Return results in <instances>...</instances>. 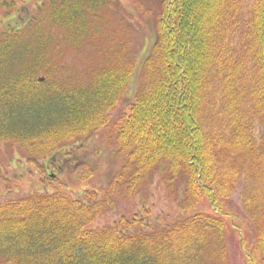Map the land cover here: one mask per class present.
<instances>
[{
	"label": "trees",
	"instance_id": "trees-1",
	"mask_svg": "<svg viewBox=\"0 0 264 264\" xmlns=\"http://www.w3.org/2000/svg\"><path fill=\"white\" fill-rule=\"evenodd\" d=\"M18 1L0 0V18ZM119 2L46 0L25 29L0 37V142L55 165L62 148L76 154L80 139L109 130L121 161L104 197L35 191L0 203V263L229 264V201L241 188L253 229L241 248L264 264V0H164L129 113L119 106L135 63L104 34ZM71 55L80 71H68ZM85 165L81 181L93 176ZM157 170L183 211H210L95 225Z\"/></svg>",
	"mask_w": 264,
	"mask_h": 264
},
{
	"label": "rangeland",
	"instance_id": "rangeland-1",
	"mask_svg": "<svg viewBox=\"0 0 264 264\" xmlns=\"http://www.w3.org/2000/svg\"><path fill=\"white\" fill-rule=\"evenodd\" d=\"M45 1L19 0L10 15L0 18V37L10 31L25 29L29 20L38 16V10ZM119 1V4L113 5L105 11L108 27L104 34L106 37L115 36L114 48L122 47L126 56L133 59L135 63L123 97V104L121 107L119 106V111L129 113L130 106L134 103L135 96L141 87V68L156 38L157 21L164 0ZM88 53L89 51L82 52L83 58ZM67 62L69 63L67 64L68 71L75 67L80 71L82 63L75 61L73 55L67 58ZM108 140L109 130L101 131L89 138H82L77 144H79L78 147L83 145V148L76 150V154L68 156L69 150L76 147L62 148L57 156L52 158L55 165L52 164V160L47 161L42 158L31 161L19 146L1 141L0 203L24 197L35 191L62 190L79 198L84 191L95 189L98 190L101 197H104L109 180L121 164L116 150L109 146ZM59 156L63 158L62 163L57 159ZM66 156L67 158H65ZM78 161L85 162L83 165L88 164L93 167L94 172L90 180H80L79 175L86 165L77 164ZM241 190L239 188L229 201V208L234 214V226H236L231 228L227 242L229 264H249L239 241L242 236L247 239L245 244L252 248L253 229L243 211ZM182 197L183 194L174 197L168 196L162 181V170H157L147 178L135 196H128L123 190L115 196L112 206L98 217L95 225H114L123 218L131 219L136 213L145 215L144 219L151 223L167 224L188 217L198 210L210 211L206 206L183 211L180 207Z\"/></svg>",
	"mask_w": 264,
	"mask_h": 264
}]
</instances>
